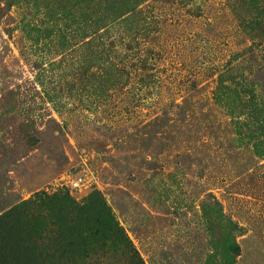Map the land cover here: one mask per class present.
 <instances>
[{
    "label": "rangeland",
    "instance_id": "obj_1",
    "mask_svg": "<svg viewBox=\"0 0 264 264\" xmlns=\"http://www.w3.org/2000/svg\"><path fill=\"white\" fill-rule=\"evenodd\" d=\"M262 121L264 0H0V219L104 199L75 264H264Z\"/></svg>",
    "mask_w": 264,
    "mask_h": 264
},
{
    "label": "trees",
    "instance_id": "obj_2",
    "mask_svg": "<svg viewBox=\"0 0 264 264\" xmlns=\"http://www.w3.org/2000/svg\"><path fill=\"white\" fill-rule=\"evenodd\" d=\"M40 208L48 221L33 213ZM119 232L102 198L90 196L79 203L64 192L38 195L0 219V264H75Z\"/></svg>",
    "mask_w": 264,
    "mask_h": 264
},
{
    "label": "built area",
    "instance_id": "obj_3",
    "mask_svg": "<svg viewBox=\"0 0 264 264\" xmlns=\"http://www.w3.org/2000/svg\"><path fill=\"white\" fill-rule=\"evenodd\" d=\"M82 180H83L82 178H79L77 181H74L73 185H74L75 187H78V186L81 184V181H82Z\"/></svg>",
    "mask_w": 264,
    "mask_h": 264
}]
</instances>
